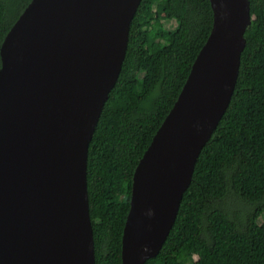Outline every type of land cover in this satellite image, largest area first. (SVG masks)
I'll use <instances>...</instances> for the list:
<instances>
[{
	"label": "water",
	"instance_id": "water-1",
	"mask_svg": "<svg viewBox=\"0 0 264 264\" xmlns=\"http://www.w3.org/2000/svg\"><path fill=\"white\" fill-rule=\"evenodd\" d=\"M142 0H32L1 46L0 264H96L89 149ZM211 34L133 177L122 264L166 243L234 95L250 0H210Z\"/></svg>",
	"mask_w": 264,
	"mask_h": 264
},
{
	"label": "trees",
	"instance_id": "trees-1",
	"mask_svg": "<svg viewBox=\"0 0 264 264\" xmlns=\"http://www.w3.org/2000/svg\"><path fill=\"white\" fill-rule=\"evenodd\" d=\"M32 0H0V50ZM230 106L197 161L176 223L147 264H264V0ZM167 21H176L172 30ZM214 23L210 0H142L125 61L89 149L96 264H122L135 170L174 107ZM0 55V69H1ZM251 205L236 219L228 201Z\"/></svg>",
	"mask_w": 264,
	"mask_h": 264
},
{
	"label": "rangeland",
	"instance_id": "rangeland-1",
	"mask_svg": "<svg viewBox=\"0 0 264 264\" xmlns=\"http://www.w3.org/2000/svg\"><path fill=\"white\" fill-rule=\"evenodd\" d=\"M166 25L175 30L178 27V23L176 21H167ZM228 206L232 208V213L234 214L236 219L246 218L248 214V210L251 207L248 203L244 202L242 199L238 197H233L228 201Z\"/></svg>",
	"mask_w": 264,
	"mask_h": 264
}]
</instances>
